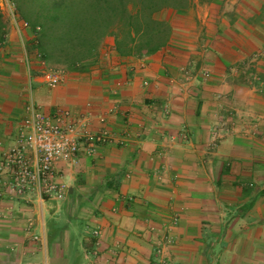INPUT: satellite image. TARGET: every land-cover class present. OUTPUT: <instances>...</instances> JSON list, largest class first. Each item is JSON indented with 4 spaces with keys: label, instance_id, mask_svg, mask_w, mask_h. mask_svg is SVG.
I'll return each mask as SVG.
<instances>
[{
    "label": "crops",
    "instance_id": "1",
    "mask_svg": "<svg viewBox=\"0 0 264 264\" xmlns=\"http://www.w3.org/2000/svg\"><path fill=\"white\" fill-rule=\"evenodd\" d=\"M175 11L157 53L119 55L108 36L83 75L53 87L24 45L2 44L0 161L31 99L87 118L83 134L124 142L57 165L76 194L56 206L71 217L61 226L45 221L37 192L10 190L0 166V264H264L263 3Z\"/></svg>",
    "mask_w": 264,
    "mask_h": 264
},
{
    "label": "trees",
    "instance_id": "2",
    "mask_svg": "<svg viewBox=\"0 0 264 264\" xmlns=\"http://www.w3.org/2000/svg\"><path fill=\"white\" fill-rule=\"evenodd\" d=\"M192 0H16L19 15L38 29L37 48L57 56L68 71L87 70L102 41L115 38L122 56H145L165 47L172 35L165 8L186 9ZM264 15V5L263 11ZM5 41L0 13V48ZM264 194V190L261 191ZM252 200L248 207H251Z\"/></svg>",
    "mask_w": 264,
    "mask_h": 264
},
{
    "label": "built area",
    "instance_id": "3",
    "mask_svg": "<svg viewBox=\"0 0 264 264\" xmlns=\"http://www.w3.org/2000/svg\"><path fill=\"white\" fill-rule=\"evenodd\" d=\"M63 78L61 71H51L43 75L42 81L53 87ZM86 122L87 118L68 109L46 113L31 99L16 143L0 161L9 174L6 186L18 194L34 191L43 199H65L69 187L59 176L58 164L75 162L82 151L92 154L115 138L124 142L119 134L107 130L81 133Z\"/></svg>",
    "mask_w": 264,
    "mask_h": 264
},
{
    "label": "rangeland",
    "instance_id": "4",
    "mask_svg": "<svg viewBox=\"0 0 264 264\" xmlns=\"http://www.w3.org/2000/svg\"><path fill=\"white\" fill-rule=\"evenodd\" d=\"M15 1L16 0H0V13L3 16L5 41H10V42L17 41L20 45H24V49H25V52L27 53V57L29 61L28 67L31 68L32 74L34 75V68L32 67L33 65L32 61H36L37 62L36 64L39 66V68L36 70L37 71L36 73H38V75H41V78L43 77L45 73L51 72V71H61L63 74H66V75H69L70 73H74V72H81V75H83L84 74L83 72H85V70L68 71L67 65L63 64L57 56H46L45 57L43 52L38 51V48H37L38 44L36 41L38 37V29L35 28L33 24L27 23L23 19V17L19 15V10H17L18 7L15 4ZM193 1L194 0H192V3ZM257 1H258V5H260V3L261 4L263 3L264 5V0H257ZM177 10H182V9H177ZM175 12L176 11L174 8L167 7L162 12L159 13V17L162 19L168 20L173 17ZM104 44L105 46L108 45L106 44V41L101 45L104 46ZM21 49L23 51V48ZM21 49L17 48L18 52H20ZM253 132H256V130H253ZM70 196H76V194L75 195L70 194V192L68 191L66 198L63 200H55V199H49L47 197H44V203H47L48 207L50 208L49 211H45V221L50 222L54 218L56 221L58 220L57 223L60 226L61 224H64V223L67 224L71 220L70 219L71 217H70L69 212L65 208L66 205L65 206L63 205L60 213H57L55 215L54 212L56 210V206L63 204V203H67L66 201L69 199ZM60 226H58L57 228H59ZM62 228L63 227H61L60 229ZM76 247H75V242L71 241L70 242L71 251L73 250L74 252ZM69 261L71 264H75L77 262V258H74L73 256V260L71 259ZM66 264L68 263L66 262Z\"/></svg>",
    "mask_w": 264,
    "mask_h": 264
},
{
    "label": "water",
    "instance_id": "5",
    "mask_svg": "<svg viewBox=\"0 0 264 264\" xmlns=\"http://www.w3.org/2000/svg\"><path fill=\"white\" fill-rule=\"evenodd\" d=\"M70 193H72L73 192V190L72 189H70V191H69Z\"/></svg>",
    "mask_w": 264,
    "mask_h": 264
}]
</instances>
